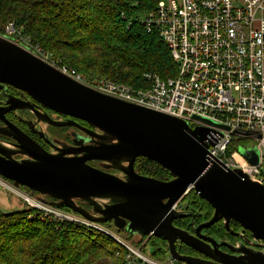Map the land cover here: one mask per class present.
Wrapping results in <instances>:
<instances>
[{"label": "water", "instance_id": "95a60500", "mask_svg": "<svg viewBox=\"0 0 264 264\" xmlns=\"http://www.w3.org/2000/svg\"><path fill=\"white\" fill-rule=\"evenodd\" d=\"M7 87L28 96L30 101L9 97L6 106H0V121L5 125L0 135L18 143L17 150H13L0 142V177L32 194L57 200L49 204L66 207L90 222L113 223L118 231L129 235L163 239L167 261L264 264V184L239 169L210 165L209 130H193L180 119L95 91L0 35V90ZM39 106L67 119L55 121L42 114ZM17 110L33 112L37 121L47 126L74 128L84 135H78L75 146L66 145L57 154L48 153L8 121L6 115ZM239 152L251 165H258L257 148H240ZM18 155L26 159L18 160ZM139 158L158 164L172 180L139 175L135 169ZM94 162L100 167L92 166ZM191 191L213 209L212 218L195 227V235L174 225L187 216L180 202ZM85 204L92 210H87ZM219 222L228 231L235 222L249 232L252 240L246 243L250 247L241 244L236 248L226 243L235 255L222 252L223 243L202 233ZM178 244L205 259L181 255Z\"/></svg>", "mask_w": 264, "mask_h": 264}, {"label": "built area", "instance_id": "2783aa9c", "mask_svg": "<svg viewBox=\"0 0 264 264\" xmlns=\"http://www.w3.org/2000/svg\"><path fill=\"white\" fill-rule=\"evenodd\" d=\"M137 21L168 47L178 69L174 78L145 73L141 88L108 79L92 80L54 60L30 40L13 38L18 34L13 24L6 27L4 36L95 91L180 119L193 130H209L210 165L239 169L264 184V0H159L153 11ZM252 147L259 151L256 166L239 152ZM0 180V188L17 197L40 220L75 224L110 238L125 251V264H181L157 261L105 224L54 207L12 182Z\"/></svg>", "mask_w": 264, "mask_h": 264}, {"label": "trees", "instance_id": "16d2710c", "mask_svg": "<svg viewBox=\"0 0 264 264\" xmlns=\"http://www.w3.org/2000/svg\"><path fill=\"white\" fill-rule=\"evenodd\" d=\"M158 1L0 0V35H5L6 27L13 24L18 33L13 38L30 40L33 46L40 47L54 60L72 67L84 77L108 79L141 88L145 73L169 79L178 71L160 37L146 33L137 21L139 15L153 11ZM78 123L90 128L84 122ZM50 131L55 134L52 128ZM62 131L65 133L63 139L72 140L74 129L64 128ZM91 165L100 167L98 162ZM135 169L145 177L172 180L168 171L144 158L137 159ZM34 195L48 203L57 202L37 193ZM181 203L188 209L193 208L195 226L213 216L212 207L194 191ZM34 214L33 210L26 208L9 214L0 212V264H97L103 258H110L113 264H125V251L110 238L87 232L75 224L42 221ZM191 223L192 215L189 214L175 221L174 225L189 232L193 229ZM105 225L114 228L112 223ZM230 227L232 231L241 228L235 222H231ZM205 232L222 241H235L222 222ZM127 235L128 241L141 247L151 258L167 261L168 249L163 239L139 235L140 241L134 243V235ZM184 249L188 248L184 246ZM179 253L186 252L180 250Z\"/></svg>", "mask_w": 264, "mask_h": 264}, {"label": "flooded vegetation", "instance_id": "af4514ba", "mask_svg": "<svg viewBox=\"0 0 264 264\" xmlns=\"http://www.w3.org/2000/svg\"><path fill=\"white\" fill-rule=\"evenodd\" d=\"M9 97H13V98L20 99L23 101H30L28 96H25V95L19 93L17 90H15L13 88L7 87V88H5V90H0V106H6V102L8 101ZM37 109L42 114H47L51 119H53L55 121H62V120L67 119L65 116H62V115L57 114L55 112H52V111H50V110H48L42 106L37 107ZM6 118L8 119V121L13 123L16 127H18L22 132H24L29 138H31L32 141H34L39 146H41L46 152L51 153V154L59 153V149H62L66 145L75 146L74 140L77 139L78 135H83L82 132L72 128L75 130V132L74 131L72 132V140H65V139H63V134H65V133L62 131L64 128H55V127L48 126L54 130L53 132H55V134H52L51 131H48V130L45 131L44 126H46V125L41 123V122H38L35 114L31 111H25V110L12 111L6 115ZM4 126H5L4 123H2L0 121V132L4 131L3 130ZM0 142L7 144L10 149L17 150V144L18 143L9 137H4V136L0 135ZM87 144H89V143H87ZM15 158L18 160L26 159V157L21 156V155H18ZM99 165H101V164L99 163ZM121 177H123V174ZM77 204L82 205L80 202H78ZM181 204L182 203L180 202V205ZM192 209H193L192 207H190V209H188L187 205H185L184 212H185V214H187L186 217H188L189 214L192 215L191 225L193 226V229H192V231H189V232L191 235H195L194 229H195V227H197V225L196 226L194 225L195 219H193V217L195 215L193 214L194 210H192ZM89 211H91V209H89ZM205 222H207V221H204L203 223H205ZM203 223H201V224H203ZM207 229L203 230V232H202L203 235H205L207 237H211V238L215 239L216 241H218L219 243H223L224 245L220 247V250L224 253H227L230 255H235L229 249V247H227L225 245L226 243L231 244L233 247H236V248L241 244H245L246 246L250 247L249 244L246 243V241L252 240V235L248 234V232L244 231L242 228L235 230V231L234 230L228 231L225 228V230L227 232H229L233 236V238H235V241H230V242L222 241V239H216L212 236H208L205 232ZM123 232L126 233L124 230H123ZM166 246H167V243H166ZM186 248H188V247H186ZM188 249L192 250L191 248H188ZM188 249L187 250L184 249L183 244L177 245V251L178 252L180 250H183L184 252H186L183 255L205 259L204 256L196 253L195 251H189ZM254 249L260 250L258 248H254Z\"/></svg>", "mask_w": 264, "mask_h": 264}, {"label": "rangeland", "instance_id": "374dc122", "mask_svg": "<svg viewBox=\"0 0 264 264\" xmlns=\"http://www.w3.org/2000/svg\"><path fill=\"white\" fill-rule=\"evenodd\" d=\"M143 16H144V14L139 15L140 18H142ZM7 38H9V37H7ZM9 39H11V38H9ZM95 80H97V79H95ZM46 126H44L45 131L46 130L50 131V127H48V126L46 127ZM110 171L112 172L113 170H110ZM112 173L119 176V177L122 176L121 173L116 172V171L112 172ZM0 182H1V180H0ZM85 208L86 209L88 208L87 210L90 209L89 206L88 207L85 206ZM24 209H25L24 205L22 204V202L17 197H15L14 195H12V194L8 193L7 191L3 190L2 188H0V212L5 213V214H9V213H15V212L23 211ZM62 209L64 211H66L64 208H62ZM67 212H71V211H67ZM108 228H110V227H108ZM110 229L117 231L115 233L122 236L123 238H125V239L128 238V235L125 234L124 232L119 234L118 230L115 227L110 228ZM139 241H140V236L134 235L132 242L138 243ZM97 264H113V262L110 258H103Z\"/></svg>", "mask_w": 264, "mask_h": 264}]
</instances>
